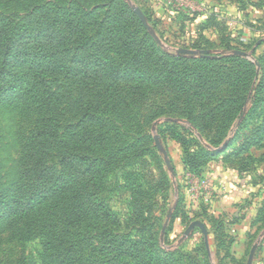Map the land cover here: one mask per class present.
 <instances>
[{
  "label": "rangeland",
  "instance_id": "obj_1",
  "mask_svg": "<svg viewBox=\"0 0 264 264\" xmlns=\"http://www.w3.org/2000/svg\"><path fill=\"white\" fill-rule=\"evenodd\" d=\"M7 5L0 2V12L16 28L42 25L68 36L69 24L82 19L71 36V50L101 53L113 68L132 66L152 79L139 91L128 79L118 80L122 102L117 103L125 107L111 109L116 103L108 94L103 102L108 111L96 116L105 126L108 158L127 145L134 148L131 157L109 165L98 196L113 217L108 235L153 245L152 264H247L254 245L252 264L263 263L264 0H21ZM133 8L144 15L158 43ZM110 16L117 18L113 27L120 36L126 32L122 39L108 35ZM127 17L132 20L125 23ZM128 37L133 39L132 56L126 51ZM140 44L142 53L154 54L135 58ZM237 52L246 54L239 57L250 71L254 98L238 118L242 103L233 102L245 88L239 85L245 71L240 64L222 61ZM16 80L0 82V192H24L30 185L33 156L25 146L35 115L14 92L17 84L9 81ZM60 82L71 88L76 110L86 100L81 92L85 85ZM128 84L135 92L131 97H126ZM93 87L87 93L90 103L98 102L99 88ZM64 119L69 146L68 123L77 122L69 115ZM51 167L61 171L54 162ZM195 221L206 227V242L198 228L184 236ZM7 222L8 213L0 209V264H51L40 240L20 241L15 229L2 228ZM84 258L87 264H104L88 252Z\"/></svg>",
  "mask_w": 264,
  "mask_h": 264
},
{
  "label": "trees",
  "instance_id": "obj_2",
  "mask_svg": "<svg viewBox=\"0 0 264 264\" xmlns=\"http://www.w3.org/2000/svg\"><path fill=\"white\" fill-rule=\"evenodd\" d=\"M20 1L0 0L2 4H8L5 8L16 6ZM12 20L0 12V82L17 78V83L9 82L17 84L12 87L14 92L24 98L34 112L33 129L25 146L33 156V163L29 172L30 185L24 192H0V209L8 213V222L2 228L15 229L19 240L25 243L40 240L45 252L49 253L51 264H87L85 252L102 259L104 264L125 261L152 264L153 245L108 235V219L113 217L98 196L109 165L125 156L126 159L134 148L127 145L108 158V153L103 150L105 126L96 119L97 115L108 111V103H103L108 100V94L116 103L111 109L125 107L118 98V80L128 79L135 86L134 91H139L151 83V77L145 70L132 66L113 68L110 58L101 53L79 54L71 50V36H76L82 19H77L75 25L66 26L71 33L68 36L42 25L16 28ZM128 20L132 17H127L125 23ZM113 25L116 27L117 18L110 16L108 35L122 39L126 32L120 36ZM128 40L126 51L132 56L133 39L128 37ZM143 49L144 45L140 44L135 58L145 59L154 54L142 53ZM242 60L239 56L222 58L224 62L240 64L241 70L245 71L241 75L244 81L239 83L245 88L233 102L242 103L237 118L245 103L254 99L250 71L243 68ZM171 74L167 72V75ZM176 77L181 81L179 76ZM60 80L85 85L81 92L86 100L79 103L76 110L70 102L71 88L66 90ZM93 84V88H99L96 103L87 101V93L91 92L89 89ZM125 88L130 92L132 87ZM3 91L0 84V94ZM133 95L135 92L126 93V97ZM67 115L77 122L68 123L69 146L64 140L63 123ZM78 123L80 125L76 126ZM77 129L79 135H76ZM79 151L81 153H77ZM51 162L61 171H54Z\"/></svg>",
  "mask_w": 264,
  "mask_h": 264
},
{
  "label": "water",
  "instance_id": "obj_3",
  "mask_svg": "<svg viewBox=\"0 0 264 264\" xmlns=\"http://www.w3.org/2000/svg\"><path fill=\"white\" fill-rule=\"evenodd\" d=\"M133 11L135 13V15L139 18V20L141 21V23L143 24V26L145 27V29L147 31H149L151 33V36L152 38L158 43V39L156 38V36L151 32L150 30V27L148 26L147 22H146V19L144 17V15L141 13V11L138 9V8H133ZM180 53H184V54H187V55H193L194 52H189V51H180ZM235 55H238V56H242V57H245L246 54L244 53H235ZM154 142H155V145L158 149V151L162 152L163 156L165 157V163H166V166L167 168L170 170L171 167H170V163L169 161L167 160V156H166V153L163 151L162 147H161V144L158 140L157 137H155L154 139ZM194 228H198L203 237H204V240L205 242L207 241V230H206V227L204 226L203 223L199 222V221H195L193 223H191L188 228L186 229V231L184 232V236H188V234L194 229ZM256 248L257 246L254 245L249 253V256H248V259H247V264H252L253 262V258H254V254H255V251H256Z\"/></svg>",
  "mask_w": 264,
  "mask_h": 264
},
{
  "label": "crops",
  "instance_id": "obj_4",
  "mask_svg": "<svg viewBox=\"0 0 264 264\" xmlns=\"http://www.w3.org/2000/svg\"><path fill=\"white\" fill-rule=\"evenodd\" d=\"M253 264H264V262H263V263H261V262H259V261L255 260Z\"/></svg>",
  "mask_w": 264,
  "mask_h": 264
},
{
  "label": "built area",
  "instance_id": "obj_5",
  "mask_svg": "<svg viewBox=\"0 0 264 264\" xmlns=\"http://www.w3.org/2000/svg\"><path fill=\"white\" fill-rule=\"evenodd\" d=\"M178 1H179V3L183 4V0H178Z\"/></svg>",
  "mask_w": 264,
  "mask_h": 264
}]
</instances>
